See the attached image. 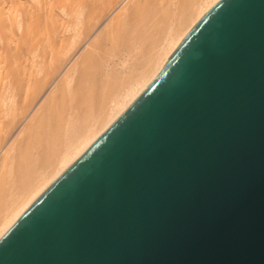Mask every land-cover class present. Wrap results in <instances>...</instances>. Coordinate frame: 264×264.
Instances as JSON below:
<instances>
[{
  "label": "water",
  "instance_id": "95a60500",
  "mask_svg": "<svg viewBox=\"0 0 264 264\" xmlns=\"http://www.w3.org/2000/svg\"><path fill=\"white\" fill-rule=\"evenodd\" d=\"M0 264H264V0H221L1 236Z\"/></svg>",
  "mask_w": 264,
  "mask_h": 264
},
{
  "label": "bare ground",
  "instance_id": "6f19581e",
  "mask_svg": "<svg viewBox=\"0 0 264 264\" xmlns=\"http://www.w3.org/2000/svg\"><path fill=\"white\" fill-rule=\"evenodd\" d=\"M220 1L0 0V238Z\"/></svg>",
  "mask_w": 264,
  "mask_h": 264
},
{
  "label": "rangeland",
  "instance_id": "374dc122",
  "mask_svg": "<svg viewBox=\"0 0 264 264\" xmlns=\"http://www.w3.org/2000/svg\"><path fill=\"white\" fill-rule=\"evenodd\" d=\"M157 1L158 0H149L148 7L143 10L144 13L140 14L139 17H142V16L150 17L154 13L160 12L162 10V6H159L158 4H160L161 0L159 2H157ZM157 8H158V10H157ZM149 10H151V11H149Z\"/></svg>",
  "mask_w": 264,
  "mask_h": 264
}]
</instances>
